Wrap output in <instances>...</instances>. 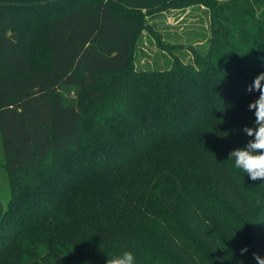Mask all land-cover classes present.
Here are the masks:
<instances>
[{
  "label": "trees",
  "instance_id": "obj_1",
  "mask_svg": "<svg viewBox=\"0 0 264 264\" xmlns=\"http://www.w3.org/2000/svg\"><path fill=\"white\" fill-rule=\"evenodd\" d=\"M190 7L187 47L150 23ZM262 72L264 0H0V264H258L264 181L229 153Z\"/></svg>",
  "mask_w": 264,
  "mask_h": 264
},
{
  "label": "rangeland",
  "instance_id": "obj_2",
  "mask_svg": "<svg viewBox=\"0 0 264 264\" xmlns=\"http://www.w3.org/2000/svg\"><path fill=\"white\" fill-rule=\"evenodd\" d=\"M201 8H187L186 10H172L161 16H156L150 20V23L157 24L162 30L163 36L168 40L166 42L184 44L185 47L195 40L197 33H201L206 27V17ZM150 38L146 31H143L141 42L139 43V50L135 59L137 68H146L153 63H164L162 52L158 47L150 43ZM40 60V59H38ZM3 149L0 136V200L4 205H7L10 192L7 171L3 167Z\"/></svg>",
  "mask_w": 264,
  "mask_h": 264
},
{
  "label": "clouds",
  "instance_id": "obj_3",
  "mask_svg": "<svg viewBox=\"0 0 264 264\" xmlns=\"http://www.w3.org/2000/svg\"><path fill=\"white\" fill-rule=\"evenodd\" d=\"M246 91L257 97L248 105V110L254 115V126L242 129L249 139L244 147L229 153V160L236 170L246 173L252 181H264V72L254 78ZM259 202L257 200V204ZM247 251V248L241 249V255ZM253 255L258 264L264 260ZM106 264H135V257L131 251H125L121 255L107 258Z\"/></svg>",
  "mask_w": 264,
  "mask_h": 264
},
{
  "label": "water",
  "instance_id": "obj_4",
  "mask_svg": "<svg viewBox=\"0 0 264 264\" xmlns=\"http://www.w3.org/2000/svg\"><path fill=\"white\" fill-rule=\"evenodd\" d=\"M2 4H3V5H7L8 3H7V2H3Z\"/></svg>",
  "mask_w": 264,
  "mask_h": 264
}]
</instances>
